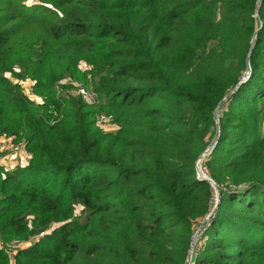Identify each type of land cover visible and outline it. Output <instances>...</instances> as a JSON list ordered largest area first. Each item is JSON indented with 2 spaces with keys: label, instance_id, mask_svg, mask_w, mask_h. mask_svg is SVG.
Masks as SVG:
<instances>
[{
  "label": "trees",
  "instance_id": "16d2710c",
  "mask_svg": "<svg viewBox=\"0 0 264 264\" xmlns=\"http://www.w3.org/2000/svg\"><path fill=\"white\" fill-rule=\"evenodd\" d=\"M44 1L0 0V134L31 153L0 164V239L43 232L15 263L264 264V0ZM66 72L95 103L56 93Z\"/></svg>",
  "mask_w": 264,
  "mask_h": 264
},
{
  "label": "rangeland",
  "instance_id": "374dc122",
  "mask_svg": "<svg viewBox=\"0 0 264 264\" xmlns=\"http://www.w3.org/2000/svg\"><path fill=\"white\" fill-rule=\"evenodd\" d=\"M30 1V0H29ZM34 1V0H32ZM37 1H43L44 3H48L49 7L52 8V4L50 2L44 1V0H37ZM35 11L37 8H34ZM32 10V11H34ZM40 14V12H39ZM30 17V16H29ZM46 18L51 19L50 16H46ZM24 18H28L23 16L20 17V21L25 25L21 28V30L18 32V35L25 34L26 38L30 37H35L37 34L43 38L45 35L44 31V26L42 23L39 22L37 23H28L30 21L23 20ZM27 24V25H26ZM79 68L82 72H85V70H88L87 66L83 65L82 63L79 64ZM15 71H19V66H14ZM7 77H9L12 81H16V77L11 74L10 71H6L4 73ZM86 78H89L90 73L87 74L85 73ZM34 79L30 77H25L24 79L21 80V88L23 89L25 95L27 96L28 99L32 100L35 103H43L45 96L42 95L41 93L37 92L34 89ZM32 88V90L39 96V100L37 98H31L27 95V91ZM55 89L56 93L59 95H65V96H70V95H75L77 92L81 93L83 95V98L88 102L91 103V98L86 96L88 92H92V87L89 84H85L82 80H79V78L75 75V73H72L70 75L69 72H66L62 77H60L55 84ZM78 94V93H77ZM96 102L94 99H92V103ZM96 124L103 130H112L115 128V126L118 125L117 121L114 119V117L110 114H107L103 111L98 112L97 117H96ZM13 135L11 140L8 139V135ZM2 133L0 134V164L3 165L4 168L8 169L10 166H16L18 164H23L26 163L30 158H31V153L27 150L26 148V140L23 135H16L12 133ZM21 139H24V144L21 145L19 144V141ZM211 138L208 140V142H211ZM213 141V140H212ZM208 143V144H209ZM12 144V146H11ZM18 145L17 149H12L14 145ZM22 161V163H20ZM82 205H77L75 213L81 214L82 212ZM56 225V224H51ZM199 226H200V221H199ZM39 236H33L32 241H26V242H21V243H12L14 240L11 239L9 241L3 242L0 239V247H3L7 249L9 260L13 263H15L14 255L17 249L25 247L33 242V240L37 239ZM199 236H196L194 238V243L198 244L199 242ZM22 240V239H21ZM31 241V242H30ZM30 242V243H29ZM195 246V244L193 245ZM16 264V263H15Z\"/></svg>",
  "mask_w": 264,
  "mask_h": 264
},
{
  "label": "built area",
  "instance_id": "2783aa9c",
  "mask_svg": "<svg viewBox=\"0 0 264 264\" xmlns=\"http://www.w3.org/2000/svg\"><path fill=\"white\" fill-rule=\"evenodd\" d=\"M27 95L29 96V97H31V98H37L38 100H39V96L32 90V88L30 87V89L27 91ZM86 96H88L89 98H91V102H92V99H94V101H95V94H94V92L92 91V92H88L87 94H86ZM118 127V125L117 126H115V128L114 129H116ZM113 130V129H112ZM12 136L13 135H8V139H10L11 140V138H12ZM19 144H21V145H23L24 144V139H21L20 141H19ZM213 144H214V140L213 141H211L208 145H207V147L204 149V151L201 153V155H200V157L197 159V162H196V166H197V174H198V176H200V177H202V174H204V175H206L207 176V174H206V171H205V167L204 166H202V162H203V159L209 154V152L211 151V149H212V147H213ZM11 146H12V144H11ZM18 148V145L16 144V145H14V147H12V149H17ZM208 180H210L211 181V183H213V181L211 180V179H208ZM217 201H218V194H216L215 196H214V203H213V205H212V208L206 213V215L203 217V218H201L200 220H198V222H197V224L195 225V227H194V230H193V234H192V238H191V248H190V251H189V254H188V260H190L191 258H192V256H193V253H194V249H195V246L197 245L196 243H194V238L196 237V236H199L200 235V237H201V235L203 234V232H204V230H205V228L209 225V223H210V220H209V216H210V214H212V212H213V210H214V207H215V204L217 203ZM199 221H200V226H199ZM43 234V232H40L39 234H37V236H41ZM36 236V235H35ZM199 237V238H200ZM32 238H30V239H28V240H21V239H13L14 241L12 242V243H21V242H26V241H29V240H31ZM32 241V240H31ZM30 241V242H31ZM29 242V243H30ZM195 244V246H193ZM6 251H7V249H6ZM8 253V252H7ZM9 264H15V263H13V262H11L10 260H9Z\"/></svg>",
  "mask_w": 264,
  "mask_h": 264
},
{
  "label": "water",
  "instance_id": "95a60500",
  "mask_svg": "<svg viewBox=\"0 0 264 264\" xmlns=\"http://www.w3.org/2000/svg\"><path fill=\"white\" fill-rule=\"evenodd\" d=\"M246 73H249V71H247ZM227 96H228V95L224 96L223 99H222L220 102H222ZM202 177H203V178L210 179V177H209L208 175L206 176V175L202 174Z\"/></svg>",
  "mask_w": 264,
  "mask_h": 264
},
{
  "label": "crops",
  "instance_id": "0c3cea01",
  "mask_svg": "<svg viewBox=\"0 0 264 264\" xmlns=\"http://www.w3.org/2000/svg\"><path fill=\"white\" fill-rule=\"evenodd\" d=\"M20 163H22V161Z\"/></svg>",
  "mask_w": 264,
  "mask_h": 264
}]
</instances>
